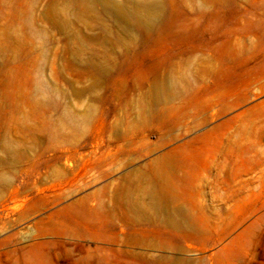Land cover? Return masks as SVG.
Instances as JSON below:
<instances>
[{
    "label": "rangeland",
    "instance_id": "rangeland-1",
    "mask_svg": "<svg viewBox=\"0 0 264 264\" xmlns=\"http://www.w3.org/2000/svg\"><path fill=\"white\" fill-rule=\"evenodd\" d=\"M0 264H264V0H0Z\"/></svg>",
    "mask_w": 264,
    "mask_h": 264
}]
</instances>
